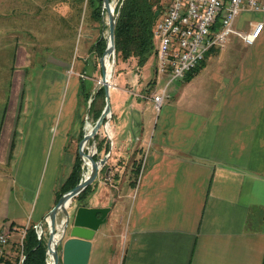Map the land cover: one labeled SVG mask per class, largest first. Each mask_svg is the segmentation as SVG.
Segmentation results:
<instances>
[{
  "label": "crops",
  "instance_id": "1",
  "mask_svg": "<svg viewBox=\"0 0 264 264\" xmlns=\"http://www.w3.org/2000/svg\"><path fill=\"white\" fill-rule=\"evenodd\" d=\"M259 24L264 25V12H242L226 47L210 51L191 78L192 73L168 86L147 133L145 125L134 130V119L132 132L119 133L117 120L125 109L154 105L152 96L164 90L168 78L157 75L155 53L156 61L150 57L149 63L164 86L157 90L154 82L146 103L135 101L130 94L144 87L148 64L119 61L110 90L111 155L94 181L96 190L84 199L110 212L92 241L88 264H264V27L251 46L238 34ZM69 86L61 132L51 134L52 126L43 135L33 126L15 165L0 170L7 264H15L30 226L44 223L47 247L45 218L80 156L82 96L79 81ZM99 142L100 155H107L110 140L99 136ZM41 177H47L45 185Z\"/></svg>",
  "mask_w": 264,
  "mask_h": 264
},
{
  "label": "rangeland",
  "instance_id": "2",
  "mask_svg": "<svg viewBox=\"0 0 264 264\" xmlns=\"http://www.w3.org/2000/svg\"><path fill=\"white\" fill-rule=\"evenodd\" d=\"M111 1L116 6L121 0ZM97 5L96 0H0V170L12 169L18 151L27 146L33 126L34 132L43 135H47L52 126L51 134L61 132L69 108L71 81L76 85L80 80H91L92 93L99 87L100 58L107 48L109 28L103 5L101 17L96 14ZM99 39L105 45L102 55L96 48ZM151 58L154 63L155 57ZM118 63L115 56L111 85L121 66ZM146 64L144 87L130 94L142 103H146V94L154 82H157V90L164 86L154 75L151 62L148 60ZM112 103L115 104L114 99ZM99 104L102 105V101ZM80 106L84 112L82 132L85 134L87 124L94 126L95 120L88 113L89 102L86 103L84 97ZM160 111L161 108L158 110L151 102L139 112L125 109L117 120V131L132 132L134 119V130L137 132L139 126L145 125L147 133ZM106 131L109 135V129ZM99 136L107 137L104 128ZM92 145L89 141L85 146L87 154L93 153ZM102 155L101 158L106 156ZM10 160L12 166H6L4 162ZM82 170V174L87 173V168L82 167ZM40 182L45 185L47 177H41ZM94 190L96 183L90 185L88 193Z\"/></svg>",
  "mask_w": 264,
  "mask_h": 264
},
{
  "label": "built area",
  "instance_id": "3",
  "mask_svg": "<svg viewBox=\"0 0 264 264\" xmlns=\"http://www.w3.org/2000/svg\"><path fill=\"white\" fill-rule=\"evenodd\" d=\"M244 11L264 12V0H170L153 32L158 51L156 73L168 78L164 90L152 96L158 110L172 82L185 80L202 65L210 51L226 47L235 33L236 19ZM263 27L259 24L250 32L238 34L246 45L251 46L259 39ZM34 229L39 239L45 231L44 223L34 225ZM8 241L9 233H0V258ZM24 260L22 252L19 264H23ZM49 262L46 250V264Z\"/></svg>",
  "mask_w": 264,
  "mask_h": 264
},
{
  "label": "water",
  "instance_id": "4",
  "mask_svg": "<svg viewBox=\"0 0 264 264\" xmlns=\"http://www.w3.org/2000/svg\"><path fill=\"white\" fill-rule=\"evenodd\" d=\"M116 6L111 0H103V12L108 15V39L107 48L100 58L102 78L99 80V87L93 92L96 95L101 88L105 91V107L95 122V125L88 133L84 134L79 144V155L83 162V167L90 165L88 177L82 174V179L74 188L64 193L58 200L55 207L45 218L48 230L47 251L49 253V264H88L91 256L92 241L99 228L107 222L109 208L89 207L87 204L78 200L79 195L84 192L101 174L111 155L112 141L111 136L106 131L110 124L112 115L110 90L111 80L107 66V59L115 64V28H116ZM93 99L89 101L88 113ZM104 128L107 138L110 140V149L107 155L96 160L97 154L96 137ZM89 141L93 142V153H86L85 146ZM88 169V168H87ZM78 201V202H77ZM77 202V203H76ZM60 217V219H59ZM46 232L43 231L39 237V246L43 243Z\"/></svg>",
  "mask_w": 264,
  "mask_h": 264
},
{
  "label": "trees",
  "instance_id": "5",
  "mask_svg": "<svg viewBox=\"0 0 264 264\" xmlns=\"http://www.w3.org/2000/svg\"><path fill=\"white\" fill-rule=\"evenodd\" d=\"M96 1L98 3L96 14L98 17H101L103 0ZM169 3L170 0H121L120 3H118L115 10V49L116 57L119 61L125 62L130 59H136L139 68H142L152 55H154L155 53H157L158 55L153 34L154 27L158 20L166 12ZM96 48L102 55L105 50V45L102 39L98 40ZM202 66L203 65H200L197 69H195L189 76V78L196 74ZM93 88L94 84L91 80L79 81V90L86 103L93 99V102L91 103L90 113L96 122L105 107V91L104 88H101L96 95H93ZM100 101H102V105L99 104ZM83 137L84 133L82 132L81 140L83 139ZM103 141L105 142V140ZM103 149L104 147L99 142V135H97V154L94 156L96 160L101 158L100 153ZM108 150L109 145L105 146V154L108 153ZM82 167L83 162L80 156H78L73 171L64 186L62 194L68 192L79 184L83 173ZM104 171L105 167L103 168L102 173ZM89 187L79 195L78 200L80 202L84 203V199L88 195ZM61 196L62 195H60V198ZM46 250L47 247L45 243H42L39 246V239L37 237L34 226H30L26 230L23 242L22 244H20L17 250V258L15 264H19L22 252L25 256L23 264H46ZM0 263L7 264V259L5 257H1Z\"/></svg>",
  "mask_w": 264,
  "mask_h": 264
},
{
  "label": "bare ground",
  "instance_id": "6",
  "mask_svg": "<svg viewBox=\"0 0 264 264\" xmlns=\"http://www.w3.org/2000/svg\"><path fill=\"white\" fill-rule=\"evenodd\" d=\"M106 61H107V66H108V70H109V76H110V80L112 79V75H113V71H114V63H113V61L112 60H110L109 62H108V60H109V57H106ZM93 126L91 125V124H87V128H86V133H88L90 130H91V128H92ZM94 152H95V150H94ZM88 169H87V173H86V175H85V177H88V175H89V171H90V165L89 164H87V166H86Z\"/></svg>",
  "mask_w": 264,
  "mask_h": 264
}]
</instances>
